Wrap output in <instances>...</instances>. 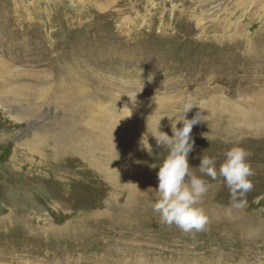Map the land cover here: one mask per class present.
Returning a JSON list of instances; mask_svg holds the SVG:
<instances>
[{"label":"rangeland","instance_id":"374dc122","mask_svg":"<svg viewBox=\"0 0 264 264\" xmlns=\"http://www.w3.org/2000/svg\"><path fill=\"white\" fill-rule=\"evenodd\" d=\"M0 87V264H264V0H0ZM188 98L190 166L255 173L243 208L202 177L198 233L149 191Z\"/></svg>","mask_w":264,"mask_h":264},{"label":"clouds","instance_id":"9594fccd","mask_svg":"<svg viewBox=\"0 0 264 264\" xmlns=\"http://www.w3.org/2000/svg\"><path fill=\"white\" fill-rule=\"evenodd\" d=\"M194 107L197 106L188 98L178 109L175 119L169 118L172 136L160 130V122L155 131L150 130L149 126L147 128L148 133L155 138L157 146L167 151L158 167V187L149 189L158 197L153 210L159 214L162 223L175 225L185 233L202 232L208 224L207 215L198 206L209 187L202 177L208 176L212 180L222 177L230 192L231 206L243 208L246 204L244 197L253 188L249 178L255 174L248 160L251 153L240 146H233L223 153L224 160L218 169L216 158L204 154L198 168L190 166L189 154L194 150L195 143L191 135L193 127L206 119L202 112H197L192 119H188L187 113ZM178 124H182V127H177ZM204 135L207 138V134ZM144 137L141 145L151 154L152 148L149 144L148 147L143 146ZM150 167L157 166L153 164ZM194 169L198 170L199 175Z\"/></svg>","mask_w":264,"mask_h":264},{"label":"bare ground","instance_id":"6f19581e","mask_svg":"<svg viewBox=\"0 0 264 264\" xmlns=\"http://www.w3.org/2000/svg\"><path fill=\"white\" fill-rule=\"evenodd\" d=\"M14 82H16V80L14 81H12V83H14ZM27 84V83H26ZM21 87L20 88H22V91L24 92V93H27L28 92V90H29V88H30V86L29 85H20ZM2 87H0V89H1ZM32 88L33 87H31L30 88V91L32 90ZM58 96V94H56V97ZM35 101V100H34ZM169 136H172V131H169L168 133H167ZM199 141H200V139H199ZM155 144V143H154ZM70 146H72L73 148H74V146L73 145H70ZM112 148H113V146L110 144V143H106V146H105V150L108 152V153H112V152H115V151H113L112 150ZM66 150L68 151L69 149L68 148H66ZM115 173H117V172H115ZM116 176V175H115ZM108 178V177H107ZM130 178V177H129ZM108 179H114V177H113V175L111 176V177H109ZM106 180V179H105ZM126 181V180H125ZM129 183V182H128ZM120 184V183H119ZM131 184V183H130ZM219 220V219H218ZM260 225H262V224H260ZM254 226V225H253ZM252 226V227H253ZM251 229V228H250ZM240 231V230H239ZM250 237L252 236V235H249ZM245 243H247V242H245Z\"/></svg>","mask_w":264,"mask_h":264}]
</instances>
